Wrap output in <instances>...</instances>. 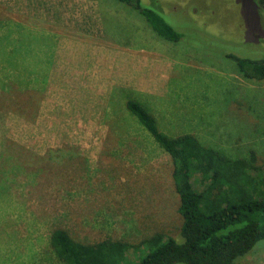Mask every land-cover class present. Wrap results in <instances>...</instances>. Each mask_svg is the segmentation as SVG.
Listing matches in <instances>:
<instances>
[{
  "label": "rangeland",
  "instance_id": "rangeland-1",
  "mask_svg": "<svg viewBox=\"0 0 264 264\" xmlns=\"http://www.w3.org/2000/svg\"><path fill=\"white\" fill-rule=\"evenodd\" d=\"M92 1L0 0V264H64L51 247L58 228L88 244H138L155 233L178 234L171 158L127 110V99L139 100L168 135L192 133L234 158H250L253 151L264 167V81L245 79L227 57H264L258 0H141L183 35L176 43L158 37L134 8L112 0L122 22L107 17L102 37L127 44L129 26L142 20L154 32L155 53L169 55L173 70L163 97L114 88L105 99L108 111L91 116L103 127L83 128L92 113L77 112L89 108L75 106V98H67L72 110L64 106L47 78V58L41 60L39 92L27 95L38 69L36 54L44 51L39 29H47L42 35L51 45L62 34H83L79 30L92 23L90 12L96 18L98 3ZM7 84L18 89L7 92ZM51 150H72L74 156ZM127 255L125 264H136L145 247ZM235 264H264V240Z\"/></svg>",
  "mask_w": 264,
  "mask_h": 264
},
{
  "label": "trees",
  "instance_id": "trees-1",
  "mask_svg": "<svg viewBox=\"0 0 264 264\" xmlns=\"http://www.w3.org/2000/svg\"><path fill=\"white\" fill-rule=\"evenodd\" d=\"M118 1L138 11L158 37L174 43L182 39L183 35L161 13L144 7L141 0ZM258 3L264 9V0ZM227 57L245 79L264 81V57ZM2 72L4 79L9 77V71ZM36 82L29 88L30 98L39 92ZM15 87L2 85L7 92ZM126 108L171 158V179L179 197V232L174 237L155 233L138 244L111 239L88 244L58 228L50 238L56 257L64 264H125L130 260V250L145 247L146 255L136 264H235L255 251L264 240V167L258 164L255 153L250 151V158H234L219 147L203 144L192 133L168 135L135 98L127 99ZM4 115H0V124ZM57 153L60 157L74 156L72 150L50 151V155ZM194 177L201 189L195 188Z\"/></svg>",
  "mask_w": 264,
  "mask_h": 264
},
{
  "label": "crops",
  "instance_id": "crops-1",
  "mask_svg": "<svg viewBox=\"0 0 264 264\" xmlns=\"http://www.w3.org/2000/svg\"><path fill=\"white\" fill-rule=\"evenodd\" d=\"M96 2L98 7H94L93 12L96 18H91L90 12L91 26L88 30L83 29V32L79 30L80 34L83 33L82 36L62 34L56 42L54 41L55 45L54 43L51 45L48 37L42 35L47 29L43 27L39 29L44 51L36 54L38 72L36 71L34 74L36 77L32 78L38 82L39 77L45 75L41 60L47 58V63L51 64L50 75L47 78L64 106L72 110L74 106L67 98H75V106L89 108V111L77 112L92 113L88 114L86 122L82 121L85 123L83 128H88L90 123L94 128L103 127L100 123L96 126L91 116L95 118L98 111H108L105 99L112 95L114 88L121 87L125 90L129 88L137 95L163 97L167 92L173 70V60L169 55L155 53V40L151 38L154 37V32L149 34L150 29L145 22L141 24L142 20L138 19L129 26L128 31L131 34L128 35L130 42L127 44L108 38V35L102 37V27L107 17L108 20L115 22L117 20L122 22V17L115 12L118 6L112 0H93L91 3ZM112 25L118 27L117 23ZM71 26L68 24L69 28ZM145 27L148 28L146 32ZM29 31L31 32L30 29ZM140 33L147 35L138 39ZM150 70L155 71V74L147 75Z\"/></svg>",
  "mask_w": 264,
  "mask_h": 264
}]
</instances>
